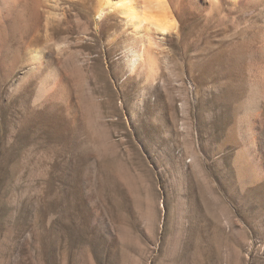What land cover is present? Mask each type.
Listing matches in <instances>:
<instances>
[{
	"label": "rangeland",
	"instance_id": "rangeland-1",
	"mask_svg": "<svg viewBox=\"0 0 264 264\" xmlns=\"http://www.w3.org/2000/svg\"><path fill=\"white\" fill-rule=\"evenodd\" d=\"M169 1L132 67L96 0L0 26V264H264V0Z\"/></svg>",
	"mask_w": 264,
	"mask_h": 264
},
{
	"label": "bare ground",
	"instance_id": "bare-ground-1",
	"mask_svg": "<svg viewBox=\"0 0 264 264\" xmlns=\"http://www.w3.org/2000/svg\"><path fill=\"white\" fill-rule=\"evenodd\" d=\"M37 1L0 0V26L5 28L6 25L16 24L23 17L25 8L30 4L29 7L34 9ZM96 7L100 18L108 13L119 15L131 33V39L138 45L136 50H131V67L149 60V53L160 47L163 37L177 27L169 0H96ZM26 12L28 14L29 11Z\"/></svg>",
	"mask_w": 264,
	"mask_h": 264
}]
</instances>
